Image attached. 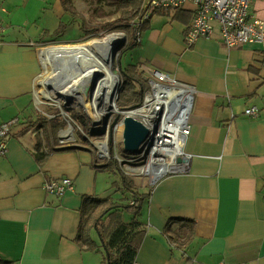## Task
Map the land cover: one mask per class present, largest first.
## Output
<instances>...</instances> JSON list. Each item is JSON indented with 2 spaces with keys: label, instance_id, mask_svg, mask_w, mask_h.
I'll return each mask as SVG.
<instances>
[{
  "label": "crops",
  "instance_id": "1",
  "mask_svg": "<svg viewBox=\"0 0 264 264\" xmlns=\"http://www.w3.org/2000/svg\"><path fill=\"white\" fill-rule=\"evenodd\" d=\"M79 4L71 0L74 15L62 0H0L5 26L0 34V121L31 111L42 69L40 42L61 33L62 41H70L79 34L71 21L79 19ZM193 8L188 2L151 15L132 46L133 64L162 70L196 89L184 142L193 155L188 169L148 189L131 185L144 195L135 217L144 234L133 264H264V49L256 43L227 48L217 39V29L212 38L186 45ZM250 15L264 21V0L252 1ZM250 106L258 109L257 116L244 113ZM30 137L15 125L0 155V260L104 264L95 232L96 248L76 238L82 201L93 197L114 205L134 197L118 183L127 199H115L112 183L118 179L101 169L90 149L34 150ZM61 176L70 177L73 188L57 198L44 183ZM110 211L103 219L110 227L134 217L126 209ZM170 217L193 220L192 239L182 247L163 233Z\"/></svg>",
  "mask_w": 264,
  "mask_h": 264
},
{
  "label": "rangeland",
  "instance_id": "2",
  "mask_svg": "<svg viewBox=\"0 0 264 264\" xmlns=\"http://www.w3.org/2000/svg\"><path fill=\"white\" fill-rule=\"evenodd\" d=\"M78 1L80 2V11L78 13L79 19L72 18L71 21H73V23H76V27H79V34L77 33L76 36L73 35L74 38L70 41H62L64 39H62L64 35L61 33L57 35L58 37L42 40L40 42V61L42 69L34 83V89L32 92V106L30 108L31 111L29 110L27 112L28 114L24 113L22 116L15 118L14 123L15 125L21 126L23 129H25V131L30 133L32 147L34 150H36L35 148L42 151H47L49 149L57 150L78 147H86L90 149L95 153L96 161L98 162V164L109 165L108 172L112 173L114 177L118 179V182H115L114 184L112 183V186H115L117 188L114 191L116 193L115 199L124 201L127 199V197L125 194L126 191L124 192V189L122 187L120 188L119 186L121 184L120 172L128 178V183L133 186L135 185V188L137 189H140L143 186H146L147 189L151 188L153 185L152 183L155 182V180L151 181L148 175H144L133 169L135 167L143 165L147 160V156L150 153L149 151L151 149L150 142L148 144H146V142H144V144L142 143L136 152H129L126 151L123 147V131L117 135H115L114 133L117 124L120 122L123 124V119L126 116L123 111L141 107L144 104L146 95L153 91V82L151 80V73L153 69L144 67L139 63L133 64V62H131L133 60L135 47L130 46L133 45L130 43L134 42V37H132V35H130V33L127 32L124 27H109L110 25H108V23H111L113 20H115V18H117L118 16L120 17L121 15L119 11L117 12L114 10L115 6L109 4L111 6L109 7L108 5L104 4L106 2H100L99 0ZM127 19L125 20V22L127 21L128 23L134 25L133 20H135L136 18H129L128 20L130 22ZM139 19H141V17H139ZM0 23L3 26V33V31L5 30V26L2 22L1 16ZM110 33H117L120 37L119 42L116 44L112 51L111 57L112 68L119 79V83L117 86L115 98L113 99V101H111V104L113 106L112 111L107 115L102 124L98 122L95 123L92 119L91 114L87 111L84 105L76 100L71 101L64 99L60 104H55L50 99L39 96L40 102L36 101L35 94L41 86L40 83L43 79L49 80V76H51V74H49L48 72L47 67L45 66L44 60L41 55L43 49L54 45H64L81 42L89 38H100ZM128 65H133L130 70H127V73H129L130 77L134 80L131 79L132 85L122 86L124 84V80L121 76V69L127 67ZM138 82H141L144 87H148L143 95L141 103L136 102V98L138 97V95L136 96L137 92L134 94L132 93V89L136 91L139 90L137 86ZM131 95L134 96V100L127 101L132 97ZM156 106V102L153 101L146 113H136L132 116L138 121H141L145 124L147 120L145 119L143 114L152 113L153 111H155ZM53 123L59 124L55 130L52 128ZM187 124H189V122ZM68 128H70L71 130V135L61 137L60 133L63 130H67ZM105 128L108 131H106V152L108 156H104L103 153L95 148L96 146L94 145L95 139L97 140L103 137V130ZM13 133V129L8 131L7 142L13 136ZM90 136L92 137L88 138ZM128 193L132 194L129 191Z\"/></svg>",
  "mask_w": 264,
  "mask_h": 264
},
{
  "label": "bare ground",
  "instance_id": "3",
  "mask_svg": "<svg viewBox=\"0 0 264 264\" xmlns=\"http://www.w3.org/2000/svg\"><path fill=\"white\" fill-rule=\"evenodd\" d=\"M119 40V34L110 33L100 38L43 49L41 55L51 76L40 83L35 94L36 101L40 102L39 96L55 104H60L64 99L76 100L84 105L95 123L102 124L112 111L111 101L115 98L119 83L111 60L112 51ZM152 90L141 107L123 111L132 116L146 113L153 101L157 104L155 111L143 114L147 120L144 125L150 130L146 140V144L149 141L151 144L150 153L143 165L133 168L148 175L151 181L175 169L174 162L184 146L180 129L188 120L186 115L189 110L182 88L154 84ZM70 131V128L63 130L60 136L71 135ZM103 131V137L95 139L94 145L105 155L108 131L106 128ZM122 131L123 124L120 122L114 133L117 135Z\"/></svg>",
  "mask_w": 264,
  "mask_h": 264
},
{
  "label": "built area",
  "instance_id": "4",
  "mask_svg": "<svg viewBox=\"0 0 264 264\" xmlns=\"http://www.w3.org/2000/svg\"><path fill=\"white\" fill-rule=\"evenodd\" d=\"M252 1L253 0H145L144 4L147 10L146 13L141 16V21L145 20L148 17V13L154 9L175 11L189 2L194 8L184 33V42L186 45L190 46L201 38H212L217 29V39L227 48L241 46L246 43H256L264 49V21L250 15ZM133 22L137 23L138 21L135 19ZM2 30L3 26L0 23V34ZM151 76L153 85L182 88L184 90V96L189 103V114L193 97L196 94L194 85L179 81L170 76L167 72L159 69H153ZM244 113L250 116H257L258 109L255 106H250L245 109ZM188 114L186 115L187 118ZM187 123L186 121V124H183L180 129L183 143L190 132V125ZM14 128V119L8 122L0 121V154L5 153L7 147V133L11 129L14 130ZM146 140L144 142H146ZM95 148L99 150L98 147ZM104 156H108L107 152ZM192 156L193 155L187 152L183 146L179 150L174 162L175 169L166 171L158 178L160 179L168 174L186 170ZM178 158H180V161H177ZM158 178L152 183L153 185ZM44 188L48 194L60 198L66 191L73 188V181L68 176L54 177L44 183ZM128 203L132 204L133 199H130ZM217 264L225 263L219 262Z\"/></svg>",
  "mask_w": 264,
  "mask_h": 264
},
{
  "label": "trees",
  "instance_id": "5",
  "mask_svg": "<svg viewBox=\"0 0 264 264\" xmlns=\"http://www.w3.org/2000/svg\"><path fill=\"white\" fill-rule=\"evenodd\" d=\"M62 2L65 10L74 14L73 10L70 9L71 0H62ZM105 2L115 6L114 10L121 13L120 17L118 16L111 23H108V25H110L109 27H124L126 31L134 37V42L130 43L133 45L136 43L135 39L138 36L139 30L144 27L145 21L157 12H166V9L165 11L163 9H154L148 13L147 19L141 21L139 17L144 15L147 10L144 4L145 0H105ZM127 18H136V21L138 22L132 25L127 21L125 22ZM131 67H133V65H128L121 69V76L124 80L122 86L132 85V78L130 77V74L127 73V70H130ZM137 86L139 90L136 91L132 89V93L134 94L137 92L136 96L138 95V97L136 98V102L141 103L143 95L148 87H144L141 82H138ZM131 96L132 97L127 101L134 100V96ZM58 125L59 124L53 123L52 128L55 130ZM39 158H41V156H39ZM38 161L41 162V160ZM100 167L101 169L108 170L109 165H101ZM120 176L121 184L124 186L123 188L131 192L134 197L132 204L126 202L115 203L112 205L107 199L86 197V199H83L80 209V220L76 238L87 248H96V242L91 237L92 232H95L105 252L104 264H133L139 241L144 234V231L139 227L140 223L135 218L139 214L140 204L144 195L139 194L136 189L128 183V178L123 173L120 172ZM113 208L126 209L134 214V217L129 223L117 222L110 227L109 225L104 224L103 219L106 215L113 214L110 211ZM192 232L193 220L187 218L170 217L163 228V233L167 234L168 239L179 247H182L186 240L190 241L192 239ZM0 264L12 263L0 260Z\"/></svg>",
  "mask_w": 264,
  "mask_h": 264
},
{
  "label": "water",
  "instance_id": "6",
  "mask_svg": "<svg viewBox=\"0 0 264 264\" xmlns=\"http://www.w3.org/2000/svg\"><path fill=\"white\" fill-rule=\"evenodd\" d=\"M123 125V147L126 151L136 152L139 146L147 139L150 131L143 122L129 115L124 117ZM177 161H180V158Z\"/></svg>",
  "mask_w": 264,
  "mask_h": 264
}]
</instances>
